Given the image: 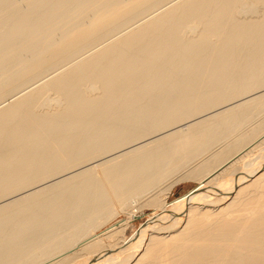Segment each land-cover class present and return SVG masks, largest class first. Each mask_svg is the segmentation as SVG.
<instances>
[{
	"label": "bare ground",
	"instance_id": "6f19581e",
	"mask_svg": "<svg viewBox=\"0 0 264 264\" xmlns=\"http://www.w3.org/2000/svg\"><path fill=\"white\" fill-rule=\"evenodd\" d=\"M21 1L0 0V264H264L261 120L133 235L89 230L264 106L206 114L264 86V0Z\"/></svg>",
	"mask_w": 264,
	"mask_h": 264
},
{
	"label": "rangeland",
	"instance_id": "374dc122",
	"mask_svg": "<svg viewBox=\"0 0 264 264\" xmlns=\"http://www.w3.org/2000/svg\"><path fill=\"white\" fill-rule=\"evenodd\" d=\"M20 2H21V4L22 5H24V2L23 1H21V0H19ZM166 6H164V8H165ZM162 9H163V7H161ZM160 8V10L159 11H161L162 9ZM258 11H257V13L255 14V15H259V11L261 10V8L260 7H258V9H257ZM156 12V11H155ZM158 12V11H157ZM138 24V23H137ZM136 23L135 24H133V26H131L130 28H133V27H135L136 25H137ZM85 56L87 55V54H84ZM83 55V56H84ZM83 56H81V57H79L78 59H81V58H84ZM78 59H76V60H78ZM263 91V92H262ZM254 93V94H253ZM261 93L263 94L264 93V86L263 87H260V88H256L255 90H253V91H251L250 92V95H249V93H247V94H245V95H243V96H240V97H238V99L236 100V99H233V101L231 100V101H226V102H224V103H221L220 105H218L217 107H215V108H213V109H211L210 111L208 110L207 111V116L210 114H213V113H216V112H219V111H224V110H227V109H229V108H231V107H233V105L234 106H236L235 104H240V103H243V102H245V100H249L252 96L254 97V95H255V97H257L258 95L260 96L261 95ZM52 94V95H51ZM55 95L53 94V93H50V97H54ZM247 97V98H246ZM245 99V100H244ZM243 101V102H242ZM232 104V105H231ZM224 106V107H223ZM231 106V107H230ZM220 107V108H219ZM260 109H257V111H256V109H255V111H250L251 113H248L247 114V116L246 117H244V119L242 120V119H239V120H241L240 122V124H239V122H238V126H239V128H238V126H236V128H238V129H236V130H234L233 129V131H226L225 132V134L223 135V140H222V138H220L219 140H217L216 142L214 141V142H212L213 143V145H212V143L210 144V146H209V150L207 151L206 150V152H203V154H199L200 156H195V157H193L192 158V160L190 159V161H189V163L188 164H186L185 166H183L180 170H179V174L181 175L180 177H182V180H178V182L177 183H175L174 185H173V187L171 188V191L165 196L164 194H162V193H158V192H160L159 191V188H156V189H154V192H155V195H154V192L152 193V191H150V193L148 192V194L147 193H145V195L144 196H141V197H139V199H138V201H137V203H135V204H133L132 205V208L130 207V208H122V205L120 204V202L119 201H117V199L116 198H114V197H112V200H113V203H112V205H114V206H112V205H110V207H111V210H114V211H112V214H110L111 215V217H110V215L108 216H105V215H100V216H102V217H99V218H97L98 220H96L97 222V224L99 225H95L94 224V230L93 229H89L91 232H94L95 231V233H97L98 235H101V234H103V233H105L107 230H109L110 229V226H112V224H115L116 222H119V221H127L126 222V227H125V229H124V232H123V236H131V235H133L139 228H140V226L142 225V224H144V223H146L147 221H148V219L154 214V212H159L160 211V208H158L159 206L156 204V202H154V198H158L159 197V202H167V203H170V202H172L174 199H176V198H178V197H180L181 195H183V194H185V193H187L188 191H190L192 188H194L197 184H198V178H196V175H194L193 173L198 169V167H200L203 163H205V161H206V159L208 160V158L210 157V156H214L215 154H219L220 152L222 153L223 152V150H225L227 147H228V143H232V141L234 142V141H236V136L238 137L239 136V134L241 135V134H243V131L244 132H246V134L248 133V132H250L251 130H252V128L253 129H256L255 127L257 126V127H259L260 126V120H261V123H263L264 124V106H262V107H259ZM219 110V111H218ZM254 112V113H253ZM257 114H256V113ZM209 113V114H208ZM255 114V115H254ZM201 115V116H200ZM200 115H198L197 116V118L196 117H191L190 119H188V120H183V121H185V122H182L181 121V124L178 122V124L176 123V124H174V126H175V128L174 129H176V130H178L179 128H184V129H182V130H186L185 128H187V125L189 124V123H192L194 120L196 121V120H201V119H203L204 117L205 118H207L206 117V115L204 114V113H202V114H200ZM254 115V116H253ZM258 115V116H257ZM252 116V117H251ZM248 117V118H247ZM250 117V118H249ZM247 118V119H246ZM249 119V120H248ZM194 121V122H195ZM246 121V122H245ZM188 122V123H187ZM187 123V124H186ZM243 123L245 124V126L243 125ZM247 123V124H246ZM186 126H185V125ZM262 124V125H263ZM177 125V126H176ZM261 125V127H262V129L261 130H257V133L255 134L256 135V137H255V135H254V138H253V141H254V144H252L251 146H252V150H251V152H249V154L250 155H247V157H245V161L247 162V160L249 161H251L252 159L254 160V162H256V161H258V160H261L262 159V156L264 157V125L262 126ZM181 126V127H180ZM185 126V127H184ZM178 128V129H177ZM260 128V127H259ZM246 129V130H245ZM180 130V129H179ZM178 130V131H179ZM263 130V131H262ZM178 131H174V133L173 134H171V135H174V136H176V134H179V132ZM240 131H242V132H240ZM261 131V132H260ZM170 132H173V131H170ZM176 132H178V133H176ZM231 132V133H230ZM176 133V134H175ZM231 135H230V134ZM168 134H169V132H168ZM245 134V133H244ZM236 135V136H235ZM228 136V137H227ZM261 136V137H260ZM154 137V136H153ZM227 137V138H226ZM225 138H226V140H225ZM150 140H148L147 138H146V140H145V143H147V142H150L151 141V138H149ZM232 139V140H231ZM238 139V138H237ZM148 140V141H147ZM154 140V139H153ZM222 140V141H221ZM147 141V142H146ZM259 141H260V143H259ZM138 143L140 142V141H137ZM144 142H140V144H143ZM137 144V143H136ZM262 144V145H261ZM139 145V144H138ZM227 145V146H226ZM134 146H136L135 144H134ZM133 146V147H134ZM255 146V147H254ZM260 146V147H259ZM129 148V147H128ZM251 148V147H250ZM249 148V149H250ZM130 149V148H129ZM208 149V148H207ZM206 154V155H205ZM214 154V155H213ZM252 155V156H251ZM262 155V156H261ZM202 156V157H201ZM207 156V157H206ZM256 157L257 158H259V159H256ZM204 159V160H203ZM256 159V160H255ZM98 161V160H97ZM97 161H95V162H87V163H84V165H99V162H97ZM203 161V162H202ZM199 163L201 164V165H199ZM193 164V165H192ZM95 165V166H96ZM236 166H235V168H240V167H242L243 166V164H242V161H241V163L240 162H238V163H236L235 164ZM239 166V167H238ZM100 166H97V168L95 167V173L97 174V175H102V171H101V167L99 168ZM197 169H196V168ZM184 170V171H183ZM192 170V171H191ZM188 171H191V174H193V175H188L189 173H188ZM178 173H177V175H178ZM185 173V174H184ZM187 173V174H186ZM184 176H185V178H184ZM192 176H194V177H192ZM184 178V179H183ZM161 187V186H160ZM156 194H158V195H156ZM149 195V196H148ZM154 196H156V197H154ZM154 197V198H153ZM165 197V198H164ZM214 198H215V196H213ZM151 198H153V199H151ZM149 199H151L152 200V202H154L153 204H152V202L149 200ZM206 208H211V209H213V206H206ZM128 209H132V210H134V213H135V215L132 217V218H129L128 217ZM125 210V211H124ZM114 213H115V215H114ZM105 216V217H104ZM110 217V218H109ZM102 218H104L103 220H101ZM107 218H108V220H107ZM100 219V220H99ZM106 219V220H105ZM100 221H103L102 222V224L100 225L99 224V222ZM105 221V222H104ZM157 225H160V224H157ZM161 225H164V223H161ZM97 226V227H96ZM109 228V229H108ZM107 229V230H106ZM155 234V233H154ZM102 236V238H106L105 237V235H101ZM112 240V239H111ZM111 240H108V239H104V242L105 243H107L108 241H111ZM40 258H42V257H39V259H38V261H41V259Z\"/></svg>",
	"mask_w": 264,
	"mask_h": 264
}]
</instances>
